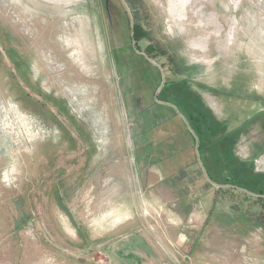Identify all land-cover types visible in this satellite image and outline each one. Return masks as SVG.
I'll list each match as a JSON object with an SVG mask.
<instances>
[{"label": "rangeland", "instance_id": "rangeland-1", "mask_svg": "<svg viewBox=\"0 0 264 264\" xmlns=\"http://www.w3.org/2000/svg\"><path fill=\"white\" fill-rule=\"evenodd\" d=\"M171 1L0 0V264H264V0Z\"/></svg>", "mask_w": 264, "mask_h": 264}, {"label": "crops", "instance_id": "crops-1", "mask_svg": "<svg viewBox=\"0 0 264 264\" xmlns=\"http://www.w3.org/2000/svg\"><path fill=\"white\" fill-rule=\"evenodd\" d=\"M245 85L247 84L245 83ZM248 91L249 89L247 90V92ZM251 92L252 91L248 92V94L250 95ZM254 92H257V100L262 99L264 101V90L259 91L258 89H256L255 91H253V93ZM206 96L208 95L205 94V98ZM237 96L243 99V97H241L240 95ZM248 97L249 96L245 98ZM252 100L254 101L255 98ZM205 101V106L213 111L214 115H219L221 113V104H219L215 98L213 102L214 105L211 104L212 98H210L209 96L205 99ZM240 109L243 110L242 105H240ZM247 110L250 111L249 106L247 107ZM247 114L250 115L251 113L248 112ZM251 118L252 119H250L249 122L251 124H249L248 129L244 131L247 127L243 128V130H241L236 137L235 143L232 144V150L237 159L248 162L250 167L253 168V171L264 175V124L261 120H253L255 118L254 116ZM259 183V186L254 184L253 188L260 187L264 190V179L259 181ZM261 196L263 197V195Z\"/></svg>", "mask_w": 264, "mask_h": 264}, {"label": "bare ground", "instance_id": "bare-ground-1", "mask_svg": "<svg viewBox=\"0 0 264 264\" xmlns=\"http://www.w3.org/2000/svg\"><path fill=\"white\" fill-rule=\"evenodd\" d=\"M181 3H179L178 1V3H179V7H180V9L181 8H183V7H185L186 5H188V3L186 4V2H189V0H179ZM191 1V0H190ZM175 2H176V0H172L171 1V6H172V9H173V7L175 6ZM170 5V4H169ZM183 5H185V6H183ZM190 5V4H189ZM187 7V6H186ZM171 11V10H170ZM181 11V10H180ZM183 11H184V9H183ZM185 12H186V10H185ZM172 15V14H171ZM170 15V16H171ZM182 15L180 14V13H178V11H176V14H173V20H172V24L170 23V27H172V25H173V28L172 29H174V27H177L178 26V23H177V21L175 20V19H178L179 17H181ZM172 17V16H171ZM181 32V31H180ZM89 72H91V70L89 71ZM94 79V78H93ZM84 96V95H83Z\"/></svg>", "mask_w": 264, "mask_h": 264}, {"label": "trees", "instance_id": "trees-1", "mask_svg": "<svg viewBox=\"0 0 264 264\" xmlns=\"http://www.w3.org/2000/svg\"><path fill=\"white\" fill-rule=\"evenodd\" d=\"M134 28V27H133ZM142 38H144V36L142 35Z\"/></svg>", "mask_w": 264, "mask_h": 264}]
</instances>
